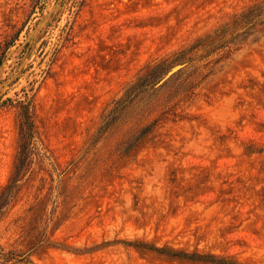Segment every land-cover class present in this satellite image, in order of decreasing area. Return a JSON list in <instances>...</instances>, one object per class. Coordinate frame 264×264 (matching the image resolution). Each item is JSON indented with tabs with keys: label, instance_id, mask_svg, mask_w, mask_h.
Here are the masks:
<instances>
[{
	"label": "rangeland",
	"instance_id": "1",
	"mask_svg": "<svg viewBox=\"0 0 264 264\" xmlns=\"http://www.w3.org/2000/svg\"><path fill=\"white\" fill-rule=\"evenodd\" d=\"M260 3L0 0V245L35 264H264V29L142 82Z\"/></svg>",
	"mask_w": 264,
	"mask_h": 264
},
{
	"label": "trees",
	"instance_id": "2",
	"mask_svg": "<svg viewBox=\"0 0 264 264\" xmlns=\"http://www.w3.org/2000/svg\"><path fill=\"white\" fill-rule=\"evenodd\" d=\"M233 23L236 27H239L240 23L245 24L244 31H237L233 28L228 33L221 32L213 38L208 40V38H200L195 41L194 46L189 50L183 48L176 51L169 57L159 60L156 64L152 66L150 71L146 74L142 82H148L153 79L159 82L169 72L173 70L176 65H179L180 70L184 64L191 62V58H187V55L196 49L201 48L203 51L215 52L222 50L223 48H228L233 51H238L242 45L248 40L257 29H255L256 24L260 29H264V3L255 4L239 14H235L233 17ZM259 29V28H258ZM176 70V71H178ZM31 133L28 132L26 135V145L31 144ZM0 264H35L30 259L29 254L24 252H19L13 249H5L0 245Z\"/></svg>",
	"mask_w": 264,
	"mask_h": 264
}]
</instances>
